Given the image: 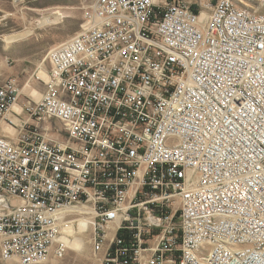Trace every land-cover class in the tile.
I'll return each instance as SVG.
<instances>
[{"label": "built area", "instance_id": "obj_1", "mask_svg": "<svg viewBox=\"0 0 264 264\" xmlns=\"http://www.w3.org/2000/svg\"><path fill=\"white\" fill-rule=\"evenodd\" d=\"M80 8L37 100L0 83V258H62L86 219L95 264H264V14Z\"/></svg>", "mask_w": 264, "mask_h": 264}, {"label": "rangeland", "instance_id": "obj_2", "mask_svg": "<svg viewBox=\"0 0 264 264\" xmlns=\"http://www.w3.org/2000/svg\"><path fill=\"white\" fill-rule=\"evenodd\" d=\"M184 1L198 5L206 0ZM82 2L83 0H0V83L8 78L16 79L23 88L21 100H24V94H40L43 85L35 80L33 74L39 71V75L45 78L43 72L49 67L45 59L47 51L78 30ZM244 2L264 14V5L253 0ZM55 12L60 13V19L40 24L41 18ZM27 29L30 32L24 38L15 41L10 39L12 34ZM37 99L38 96L35 97ZM80 230L85 228L81 227ZM81 234L82 238H73L80 242V247L68 249L62 258L51 255L40 264H95L89 242L90 231ZM0 264L20 263L14 259L5 261L0 258Z\"/></svg>", "mask_w": 264, "mask_h": 264}, {"label": "bare ground", "instance_id": "obj_3", "mask_svg": "<svg viewBox=\"0 0 264 264\" xmlns=\"http://www.w3.org/2000/svg\"><path fill=\"white\" fill-rule=\"evenodd\" d=\"M61 17H62V16H61ZM41 19H42V21H39L41 25H42V24H45V23L48 24L49 22H53V21H56V20L60 19V13H58V12L51 13V14H48V15L44 16V17L41 18ZM201 20H203V21L205 20V14H202V16H201ZM29 32H30L29 29H27L26 31H20V32H17V33H15V34H12V35L10 36V39H11L12 41H15V40H18V39L24 38L25 34H27V33H29ZM30 96H31L33 99H35L36 96H38V98H39V97H40V94H39V95H31V94H30ZM14 109H15V110H19V107H18V106H14ZM9 116H10L12 119L15 118L14 115H12V114H10ZM81 227H84L86 230H87V229H88V230L91 229L90 223H88V221H87L86 219H81V220H80V223H79V227H78V229H68L67 232L75 233V234H74V237H77V238H80V237H81V238H82V234H81V232L83 233L84 230L81 231V230H80ZM76 231H77V232L80 231V233L77 235V234H76ZM74 237H73V238H74ZM73 238H72L71 240H69V245L71 246V248H77V247H80V242L76 241V239H73ZM63 240H67L66 237H63Z\"/></svg>", "mask_w": 264, "mask_h": 264}, {"label": "crops", "instance_id": "obj_4", "mask_svg": "<svg viewBox=\"0 0 264 264\" xmlns=\"http://www.w3.org/2000/svg\"><path fill=\"white\" fill-rule=\"evenodd\" d=\"M2 132H1V127H0V134H1Z\"/></svg>", "mask_w": 264, "mask_h": 264}]
</instances>
